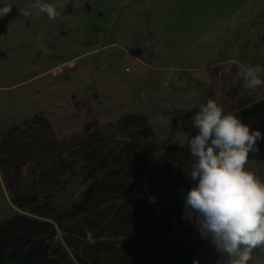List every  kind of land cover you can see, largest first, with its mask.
Segmentation results:
<instances>
[{"label":"rangeland","instance_id":"1","mask_svg":"<svg viewBox=\"0 0 264 264\" xmlns=\"http://www.w3.org/2000/svg\"><path fill=\"white\" fill-rule=\"evenodd\" d=\"M45 2L56 6V20L31 9L34 0H0V7L12 6L0 18V139L39 113L58 140L80 135L87 124L105 129L137 114L147 117L160 142L185 146L195 130L184 123L198 110L193 104L214 99L233 112L239 101L264 99V85L251 93L242 81L232 85L240 67H264V0ZM193 163L191 155L169 157L171 188L189 190L198 182L187 178ZM248 167L264 179V162L249 159ZM71 187L78 196L81 187ZM184 196L170 210L171 240L185 233L194 249L191 264H218ZM20 212L0 174V224ZM249 264H264V247Z\"/></svg>","mask_w":264,"mask_h":264},{"label":"trees","instance_id":"2","mask_svg":"<svg viewBox=\"0 0 264 264\" xmlns=\"http://www.w3.org/2000/svg\"><path fill=\"white\" fill-rule=\"evenodd\" d=\"M239 105L232 113L264 134V99ZM189 138L185 146L160 142L137 114L105 129L87 124L64 140L42 113L10 126L0 174L21 212L0 224V264H191L187 235L171 240L170 210L188 188H171L165 172L170 156L190 155ZM259 149L249 159L264 162V140Z\"/></svg>","mask_w":264,"mask_h":264},{"label":"clouds","instance_id":"3","mask_svg":"<svg viewBox=\"0 0 264 264\" xmlns=\"http://www.w3.org/2000/svg\"><path fill=\"white\" fill-rule=\"evenodd\" d=\"M29 7L46 14L49 21L60 15L56 6L45 0H34ZM11 11V5L0 7V18ZM19 12L25 18L31 14L22 7ZM262 75L264 67L259 64L242 66L232 85L242 81L251 93L264 85ZM192 107L198 110L184 123L197 130L188 141L194 163L190 172L185 171L187 178L198 182L184 196L185 208L195 213L194 223L209 237L219 261L249 264L253 251L264 247V179L248 167L250 154L260 151L264 134L226 112L214 99ZM85 239L90 245L96 243L87 228Z\"/></svg>","mask_w":264,"mask_h":264},{"label":"crops","instance_id":"4","mask_svg":"<svg viewBox=\"0 0 264 264\" xmlns=\"http://www.w3.org/2000/svg\"><path fill=\"white\" fill-rule=\"evenodd\" d=\"M234 65H235L234 63L231 64V66H234ZM248 101L251 102L250 99H246L244 102H248ZM239 102H240L239 104H242L243 103L242 101H239ZM253 103H255V102H253Z\"/></svg>","mask_w":264,"mask_h":264}]
</instances>
